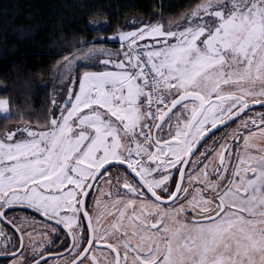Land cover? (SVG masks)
I'll return each instance as SVG.
<instances>
[{
    "label": "snow or ice",
    "instance_id": "1",
    "mask_svg": "<svg viewBox=\"0 0 264 264\" xmlns=\"http://www.w3.org/2000/svg\"><path fill=\"white\" fill-rule=\"evenodd\" d=\"M118 35L123 59L82 40L58 62L79 88L53 99L40 130L0 133V217L25 205L54 223L55 235L62 225L61 264H264V118L240 120L264 107V0H200ZM145 37L155 42L141 45ZM103 54L105 70H88ZM10 105L0 98L6 116ZM236 120L231 135L214 136ZM241 137L244 154L236 149L229 176ZM114 167L124 169L122 189L90 207ZM186 174L202 185L191 196ZM13 227L21 246L12 264H44L33 258L42 247L25 245L24 229Z\"/></svg>",
    "mask_w": 264,
    "mask_h": 264
},
{
    "label": "trees",
    "instance_id": "2",
    "mask_svg": "<svg viewBox=\"0 0 264 264\" xmlns=\"http://www.w3.org/2000/svg\"><path fill=\"white\" fill-rule=\"evenodd\" d=\"M199 2L0 0V98H10L12 112L0 113V133L24 124L42 128L50 118L54 88L72 81L61 77L58 62L80 48L82 40L107 49L115 59L120 54L119 41L112 36L139 28L142 22L175 19ZM105 20L98 26L89 23ZM108 58V54L99 55L88 70L105 67L102 60ZM84 70L83 66L78 69Z\"/></svg>",
    "mask_w": 264,
    "mask_h": 264
},
{
    "label": "flooded vegetation",
    "instance_id": "3",
    "mask_svg": "<svg viewBox=\"0 0 264 264\" xmlns=\"http://www.w3.org/2000/svg\"><path fill=\"white\" fill-rule=\"evenodd\" d=\"M261 113H264V107L259 106V107H255L253 109L247 110L244 115L246 117H251L253 119H256L257 122H259L260 119L264 118L260 115ZM243 116H241V118ZM238 124H240V121L236 120L233 123L229 124L227 126V128H220V130L218 132H214V136L218 137L221 135H226V136L231 135L232 130L236 129ZM253 130H255V129H253ZM165 138H167V137H165ZM212 139H213V137H209V139L207 141H205L204 144H201L199 149H201V148L205 149L206 146H210L212 143ZM241 140H242V137H241ZM255 142L257 144L261 143V141H259V140L255 141ZM237 148L240 149L241 153L244 150V146H243V148H240L237 145H234L232 147L231 152H230L231 164L229 165V168H230V171L228 173L229 176L231 175V171L233 170L232 166H234L238 163V157L236 156V149ZM253 151H255V150L253 149ZM208 155L214 156L213 152H211V151L208 153ZM226 163H228L227 158H226ZM114 168H112L110 170V174L112 177L111 181L105 180L102 183H100L98 187H93V189H92L93 195H90L88 197L90 207H95V200L93 198L94 196L100 198L101 205H103L105 202H108V201L115 199V194L118 192L115 189V188H117L116 184H117V178L118 177H121V178L118 181L119 188H117V189L118 190L122 189L123 185L120 184V182L123 181L122 173H123L124 169H120L119 171H117V169L116 168L114 169ZM177 175H178V172L176 173V176ZM212 178L214 180L217 179L214 175L212 176ZM225 183H227V181H225ZM109 184H111V187H109ZM101 189L103 190V192H101ZM109 192H111L113 195L109 196L108 195ZM185 202L186 201H182V203H185ZM17 206H25V205H17ZM96 210L99 211L100 209H96ZM18 211H21V212H18ZM4 219L7 222L9 220H12V225H16L17 227H21L24 229L23 243L25 245H27L30 242V240L36 242L37 245H39L38 240H35L33 236L30 237L29 234L38 228V227H36V225H37L36 221H35L36 219L46 221L45 219L41 218L40 216H38L36 213L32 212L31 210H27V209H23V208H15V209H12L10 211H6V215H5ZM0 221L3 224L2 227H5V228H0V230H2L6 234L4 239H0V264H9L8 260H10L11 258H16V257H15V255L11 256V257H7L6 255H10V254L14 253L15 250L19 248L20 243H21V233L16 232L9 224L4 223L2 220H0ZM102 221H104V216L102 217ZM48 223L52 224L53 227L55 226L51 222H48ZM85 223H86V221H85ZM40 230H42L47 235V237H45L44 238L45 240L43 241L44 245L42 244L43 254L40 257L47 255V254H54L53 257H50V258L44 260V264H48L50 259H53L54 261H56L55 264L56 263L61 264V262L66 259V257L63 256V252L68 247L67 243L64 244L63 248L60 247V245L63 243L64 238H65V231L62 228L57 229V231L60 232V235L57 236V235H55V233L52 232V229L49 226L42 227V229H40ZM67 239H68V242L70 243L71 237H67ZM53 240H54V242H52ZM40 257H38V258H40Z\"/></svg>",
    "mask_w": 264,
    "mask_h": 264
},
{
    "label": "rangeland",
    "instance_id": "4",
    "mask_svg": "<svg viewBox=\"0 0 264 264\" xmlns=\"http://www.w3.org/2000/svg\"><path fill=\"white\" fill-rule=\"evenodd\" d=\"M119 39V35H114L112 36L111 38H117ZM155 41L152 39V38H147L145 37L143 41H140L141 45H144V44H151V43H154ZM103 61V60H102ZM107 68H109V66H107ZM105 70V67H101L99 70L96 69V70H92V71H104ZM108 70H111V68H109ZM115 71V70H114ZM70 84V83H69ZM68 83H66L65 85L63 86H56L54 88V98H59L61 96L65 97V95H63V92H68ZM78 90V87L76 88ZM66 98V97H65ZM61 103H63V100H60ZM57 110H60L59 108H57ZM0 113H3V112H0ZM58 113V112H57ZM245 115L240 118V120H243L245 119ZM238 120V121H240ZM26 135V134H25ZM242 142V143H241ZM237 146H239L240 148H243V140H240V143L239 144H236ZM204 148H201L200 151H203ZM214 154V152H213ZM241 154H244V150L242 151ZM213 156V155H212ZM218 159V158H217ZM192 166L190 165L189 168H191ZM203 167V165L201 166ZM115 169V168H114ZM199 171V169L197 170ZM209 172L212 171V168H209L208 169ZM193 175H195V173H193ZM212 180H214L212 178V176L210 177ZM120 184L123 185V181L120 182ZM185 186L186 187H189L190 188V193H189V196H191L192 193L195 192L196 188L198 187H202V185L199 183V181H193L191 184L188 183V180H187V174H186V177H185ZM117 191H119L117 188H115ZM186 203V202H185ZM18 212H21V211H18ZM188 215L189 217H191L192 213H191V210H189L188 212ZM112 217L110 215H105L104 216V221H102L103 223H109L111 221ZM36 227H38L36 230H34L32 233H30V237L33 236L35 240H38V244L37 245L38 247H42V244L44 243L43 241L45 240L44 238L47 237L46 233H44L42 230V227H47L49 226L51 229L53 228V225L46 222V221H42V220H39V219H36ZM2 222L0 221V228H5V227H2ZM31 229V228H30ZM40 233V234H39ZM39 234V235H38ZM44 245V244H43ZM43 249V247H42ZM43 254V250L40 252V255L39 257ZM35 259H37L38 257H33ZM15 258H11L10 260H8L9 264H12V260H14ZM31 262V259L29 260V263ZM56 261H54L53 259H50L48 264H55ZM47 263V262H46ZM57 264V263H56Z\"/></svg>",
    "mask_w": 264,
    "mask_h": 264
},
{
    "label": "water",
    "instance_id": "5",
    "mask_svg": "<svg viewBox=\"0 0 264 264\" xmlns=\"http://www.w3.org/2000/svg\"><path fill=\"white\" fill-rule=\"evenodd\" d=\"M255 107H259V105H256V106H254V107H251V108H249V109H247V110H250V109H253V108H255ZM246 110V111H247ZM201 145H199V147H200ZM126 167V166H125ZM130 171V170H129ZM177 177H179V173H178V175H177ZM15 208H23V209H27V210H31L32 212H34V213H36L35 212V210H33V209H30V208H28L27 206H13V208L12 209H15ZM37 214V213H36ZM38 216H40L41 218H43L41 215H39V214H37ZM43 219H45V218H43ZM0 220H2L4 223H6V224H9L5 219H4V217H0ZM54 224V223H53ZM14 230H15V228L13 227V225L12 224H9ZM60 228H62L63 229V226L61 225L60 226ZM16 231V230H15ZM65 232H66V230H64ZM17 232V231H16ZM20 246H21V243H20ZM20 246H19V248H20ZM7 257H11V256H14V253H12V254H10V255H6ZM54 256V254H47V255H44V256H42V257H40V258H43L44 260H46V259H48V258H50V257H53ZM40 258H38V259H40ZM31 264V263H30Z\"/></svg>",
    "mask_w": 264,
    "mask_h": 264
},
{
    "label": "crops",
    "instance_id": "6",
    "mask_svg": "<svg viewBox=\"0 0 264 264\" xmlns=\"http://www.w3.org/2000/svg\"><path fill=\"white\" fill-rule=\"evenodd\" d=\"M147 38H148V37H147ZM116 39H118V37H117ZM118 41H119V50H120V54H118V55H119V57H120L121 59H123V52H124V51H127V47H124V49L121 50V41H120L119 39H118ZM112 59H114V58L112 57ZM115 59H116V58H115ZM105 60H107V59H105ZM105 60H104V61H105ZM108 66H109V68H111V70H113V71H114V70H115V71L117 70L113 65H108ZM109 68H108V69H109ZM67 87H68V88H69V87H75V88L78 87V88H79V83H78L77 85H74V83L71 81L70 84H69ZM63 95H65V97H67L68 92H63ZM57 112H58V113H57ZM59 112H60V110H57V109H56V114H57V115H59Z\"/></svg>",
    "mask_w": 264,
    "mask_h": 264
}]
</instances>
